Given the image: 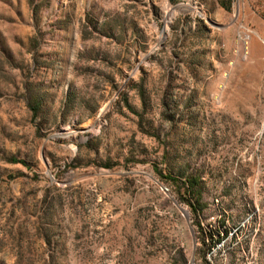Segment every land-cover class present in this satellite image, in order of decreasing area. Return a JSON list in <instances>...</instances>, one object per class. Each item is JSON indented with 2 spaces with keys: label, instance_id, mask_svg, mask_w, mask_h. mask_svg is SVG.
I'll return each mask as SVG.
<instances>
[{
  "label": "rangeland",
  "instance_id": "374dc122",
  "mask_svg": "<svg viewBox=\"0 0 264 264\" xmlns=\"http://www.w3.org/2000/svg\"><path fill=\"white\" fill-rule=\"evenodd\" d=\"M0 264H264V0H0Z\"/></svg>",
  "mask_w": 264,
  "mask_h": 264
},
{
  "label": "trees",
  "instance_id": "16d2710c",
  "mask_svg": "<svg viewBox=\"0 0 264 264\" xmlns=\"http://www.w3.org/2000/svg\"><path fill=\"white\" fill-rule=\"evenodd\" d=\"M198 180L197 179H189L186 183V186L190 189V190H194L195 187L198 184ZM220 240H217V242H219ZM216 244V243H215Z\"/></svg>",
  "mask_w": 264,
  "mask_h": 264
}]
</instances>
